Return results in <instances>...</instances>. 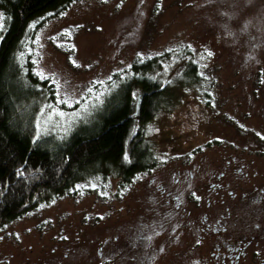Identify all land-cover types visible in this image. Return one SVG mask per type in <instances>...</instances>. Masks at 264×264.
Wrapping results in <instances>:
<instances>
[{"label": "rangeland", "instance_id": "1", "mask_svg": "<svg viewBox=\"0 0 264 264\" xmlns=\"http://www.w3.org/2000/svg\"><path fill=\"white\" fill-rule=\"evenodd\" d=\"M183 47L202 83L171 55L177 100L147 129L160 166L119 195L94 181L13 222L0 264H194L200 216L262 225L264 0H83L42 32L36 65L72 105L136 56ZM80 114L45 112L40 131L62 134Z\"/></svg>", "mask_w": 264, "mask_h": 264}, {"label": "trees", "instance_id": "2", "mask_svg": "<svg viewBox=\"0 0 264 264\" xmlns=\"http://www.w3.org/2000/svg\"><path fill=\"white\" fill-rule=\"evenodd\" d=\"M81 1L0 0V231L80 185L100 180L105 190L112 181L119 195L152 173L160 161L148 126L177 100L176 80H168L171 55L187 59L191 85L202 83L183 47L138 55L78 102L60 101L56 85L38 73L36 48L42 32ZM52 110L81 114L62 134L40 131L41 115Z\"/></svg>", "mask_w": 264, "mask_h": 264}, {"label": "flooded vegetation", "instance_id": "3", "mask_svg": "<svg viewBox=\"0 0 264 264\" xmlns=\"http://www.w3.org/2000/svg\"><path fill=\"white\" fill-rule=\"evenodd\" d=\"M238 170L239 177L245 175L244 168ZM206 203L213 202L209 199ZM258 221L261 226L232 212L225 216L218 213L200 216L199 230L193 234L191 243L198 251L194 264H264V217Z\"/></svg>", "mask_w": 264, "mask_h": 264}, {"label": "snow or ice", "instance_id": "4", "mask_svg": "<svg viewBox=\"0 0 264 264\" xmlns=\"http://www.w3.org/2000/svg\"><path fill=\"white\" fill-rule=\"evenodd\" d=\"M0 27H2V25H0ZM89 91H91V90H89ZM63 102L67 103V101H63ZM59 115L63 116L64 113H59Z\"/></svg>", "mask_w": 264, "mask_h": 264}]
</instances>
